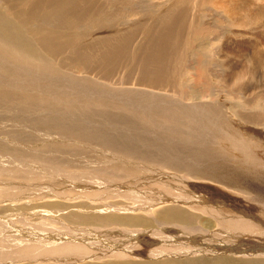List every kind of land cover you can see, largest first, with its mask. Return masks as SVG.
<instances>
[{
	"label": "bare ground",
	"instance_id": "obj_1",
	"mask_svg": "<svg viewBox=\"0 0 264 264\" xmlns=\"http://www.w3.org/2000/svg\"><path fill=\"white\" fill-rule=\"evenodd\" d=\"M210 2L238 24L240 15L244 25L264 15L253 0H0V168L8 172L0 175V206L30 205L35 202L29 195H38L33 186L15 185L10 173L58 180L64 179L61 171L77 170L91 180L72 187L89 184L93 190L72 197L96 202L100 214L125 208L105 201L107 193L139 200L136 184L153 183L146 187L158 196L153 206H165L161 215L167 208L166 214L177 215L156 229H142L136 221L125 227L129 222L105 215V225H98L100 217L76 212L64 218L73 227L52 229L24 224L25 218L9 212L0 223V264H110L103 263L110 258L130 263L132 257L162 255L173 260L167 264H234L236 258L264 255V148L247 140L264 122V92L256 88L264 83V72H258L264 61L255 56L249 70L224 73L207 66L212 58L205 52L190 55L204 32L212 34L205 21L216 12ZM244 74L257 80L255 91L243 82ZM222 81L236 86L231 93L240 98L237 114L244 126L231 118L227 99L208 98ZM78 201L87 202L71 204ZM143 208L130 205L129 211ZM188 212L218 220V230L184 220L179 229H167L165 224H182ZM85 223L97 225H78ZM139 243L152 248L138 250Z\"/></svg>",
	"mask_w": 264,
	"mask_h": 264
},
{
	"label": "rangeland",
	"instance_id": "obj_2",
	"mask_svg": "<svg viewBox=\"0 0 264 264\" xmlns=\"http://www.w3.org/2000/svg\"><path fill=\"white\" fill-rule=\"evenodd\" d=\"M216 1H219V0H216ZM220 1H224L225 2V1H228V0H220ZM234 1H236V3H238V1H240V0H234ZM263 2H264V0H262V2H261V0H258V1L257 0H253V3H254L253 6H254V8L257 9V10H262L263 9L262 6L264 7V5H263L264 3ZM210 4H212L213 10H216V12L214 14V18H211L209 20L207 17H205V21H208L210 23L209 24L210 25L209 28L212 31V34H209L208 31L204 32L203 35L201 36L202 38L201 37L198 38V40H196V44H195L196 47L199 46V47H201V49L198 47V49H196L197 51L196 50L193 51L190 55L192 57H195V56H197V54L200 55V54H203L202 52H205L202 56H207L208 55V57H206L207 59L212 58V59H209V61H207V63L209 62L207 64V66H210L211 68H213V71H215L216 68H218V67H222V68H224L223 69L224 70V73L229 72L231 70L229 68H235V69H238L239 71L244 70V69H245V71L249 70L254 65L253 62H255V60H254V57L255 56H257L258 58L261 57L262 58V61H264V15L261 16L262 19L260 21H258L256 24H254V25H251V24L244 25L245 15L243 14L244 12H241L243 15H240V17L238 19V22H240V23L238 24L232 18H229L230 16L227 15V12H225V9L223 7H221L219 5L218 6L216 5L217 6L216 7L215 4L213 5L212 2H210ZM219 7L221 8L220 10H219ZM204 9L207 10V8H205V7H204ZM215 15H216V17L217 16L218 17L215 18ZM140 16H141V13H138V14H136L134 16V18H136L137 21H138L139 18H140ZM212 16H213L212 12L208 13V17H212ZM219 16H220V19H218ZM225 23H226V25H225ZM258 26H259V28H258ZM92 31H95V30H92ZM214 31H215V33H214ZM235 31L238 34H233V33H235ZM215 36H217V37H215ZM204 49H206V51ZM200 50H203V51H200ZM74 53H76V52H74ZM214 55H216V57ZM223 60L225 61V63H223L224 62ZM218 61H220V62L218 63ZM221 61H222V63H221ZM212 64L214 65L215 68L213 67ZM225 64H226V66H225ZM260 65H262V64H260ZM78 68H79V66H77V65H74V64L71 65V69L72 70H75L76 71V69H77L76 72L79 71L80 68L79 69ZM119 70L120 69H117L116 71H119ZM258 72L260 74V73L264 72V69L261 68V69L258 70ZM114 74H116V72H114ZM225 75H227V74H225ZM218 77L221 78L222 75H220ZM225 79H228V78L225 76ZM243 79H244L243 82H245L247 84V86H249V88L251 89L250 92L251 91H255L254 88H252V87H254L257 84V80L255 78H251V76L249 74H244L243 75ZM263 80H264V78H263ZM190 81H191L190 82V85L193 86L192 87L193 90H191V91L196 90V89H194L195 88V84H194L195 82H194V79H192V77H191ZM222 83H223V85L220 86V87H217V91L216 92L210 93L209 96H208V98L211 99V100L214 98L213 101L214 100H218L219 101V100H221V98L227 99L226 100V104H227V107H229V109H230L229 110V113L231 115V118L233 119L234 122L239 123V124L241 123V125L244 126L245 125L244 121L241 122L238 119V117H240L241 119H243V116L241 117V115H238L237 114L238 108H237L236 105H238V100L240 98H238L236 95H233L231 93V91L233 90V88H235L236 86L233 87L232 84L229 85V84H227L226 82H223V81H222ZM251 83H253V84H251ZM260 84L256 88L258 90H261L262 89L261 90V93H263L264 92V87H263L264 86V83H260ZM226 86H228V87H226ZM243 88H245V87H243ZM247 93H249V92H247ZM200 95H202V92H201ZM228 98L229 99L231 98V99L229 100ZM234 108H235V110H234ZM20 118H22V117H20ZM236 118H237V120H236ZM14 121H16V120L14 119ZM245 122H247V121L245 120ZM251 125H254V124H251ZM256 125H257V128H258V133L256 131V135H255L256 137L251 138L252 136L249 135V137L247 138V140L252 141L251 143H256V144L258 143L259 146L262 143V148H264V138H263L264 137V134L262 132V131H264V122L262 123V121H261L260 124H256ZM27 126L28 127H32V125H27ZM242 128L243 127H241L240 129H242ZM259 129H261V131ZM261 132H262V134H261ZM253 146H254V144H253ZM75 171H76V174L74 173V171H61L60 176H62L64 179H58V176L59 175H57L56 173H53L52 174L53 176L56 175V176H54V178L56 177V179H58V180H54V179H49V178H46V177L44 178V177H41V176H37L33 172L31 174L28 173L29 174V178L22 177V176H20V174H17V177H16V173H14V174L13 173H10L8 175V177H11L13 179V181H15V185H19V184L21 185L22 184V185H24L26 187L33 186L32 191L38 193V195L35 194V193L34 194H30L29 195V198H27V199H30V198L33 199V201L35 202V203H32L33 205L32 204L28 205L27 203H23V204H20L21 205L20 206L19 203H17V202H15L14 204H11L10 205L9 203H12V202H5L2 206H0L1 207L0 208V213H1L0 214V217H1L0 218V223L2 222L1 219L4 217V215H7V213L12 212L11 215H16L17 218H19V217L25 218V219H21V220H24V222L21 221L24 224H29V223L30 224H34L35 223V224H38L37 225L38 227L39 226H48L49 228L52 227V229L55 228V227H53V225H54L58 229H60V228H63V226L66 227L68 225H69L68 227H73L75 224L72 223V221L66 220L64 218L67 217V216H68L67 218L72 217L73 213L78 212L80 215H84L85 217L87 216L88 218L95 219V217L96 218H99L100 217L101 218L100 219L101 221L100 220L97 221V224L98 225H105L104 224L105 222H103L104 215H105V216H108L109 218H113L114 217L113 218V222H117V223L129 222V225H126L125 227H130V225H131L130 222L136 221L137 222L136 225H138V227H141L142 229H150V228L156 229V228H158L160 226V222L164 221V223H166L170 218L173 219V217H176L177 216L176 214H173L174 216H171V215L166 214L169 211V209H171V208H167L165 214L162 213V215H161V212L164 209L163 207H165V206L164 205L160 206V204L158 206H153V204L156 201H158L157 200L158 199V196L154 192H153V194H151L150 190L148 191L147 188H146L147 185L148 186H151V185H153V183H149V184L138 183V184H136V186H135L136 189L135 188H133V189L137 193L140 191L138 193L139 200H138V197L136 199H134V201H133V199L132 200L131 199H127V198H123L121 196H118V197H114V196L108 197L109 195L107 193V195H106L107 198H104V200L107 199L110 203H113L114 202V203H116V205H118V206H120L122 208L125 207L126 209L123 208V210L124 211L127 210L128 213L127 212H124L123 210H116V209L110 208L109 210L103 209L102 210L103 212H101V214H100L99 211L102 208L99 211L98 210L95 211V209H94V208L98 207V205L96 204V202L91 201L90 199H87V198H84V197H79V198H73L72 197V196L76 197V193L79 194V193L84 192V191L93 190V188H91V185L89 186V184H88V188L90 190L88 188H78V189H76V188L72 187V186L78 185L79 180L80 181H83V179H85V178H88L89 181L91 180V178H89L90 176L88 174H85V175L82 174L81 175V174H78L77 173L79 171H77V170H75ZM83 171H86L85 168L83 169ZM7 173H8L7 170H3L2 168H0V175H6ZM32 176L35 179L32 178ZM70 178H75L77 180V182L73 184V182L71 181ZM38 183H40V184L38 185ZM8 185L11 186V184H8ZM56 187H58V188H56ZM72 188H73V190H72ZM143 188H146V189H143ZM14 189H17V188L15 187ZM103 189L104 188H100V189H97V190H103ZM104 190H106V189H104ZM122 190L124 192V189H122ZM54 191H56V192H54ZM64 191H65V193H64ZM73 191H76V192L74 193ZM72 192H73V194H72ZM144 192H146V193H144ZM142 194H144V195H142ZM59 197L61 199H59ZM64 197H66V198H69L70 197V199H66ZM47 198L49 199V201L47 200ZM71 199H74V200L81 199V200H85L87 202L78 201V202H75V204H74V202H72V204H73L72 205L71 204ZM122 199L125 200V202H127V203H125ZM40 200H41V202H39ZM43 200H45V201H43ZM107 200H105V201H107ZM129 200H131V202H135V204L134 203H131ZM61 201H63V203ZM115 201H117V202H115ZM118 201H119V204H117ZM58 202H60V203H58ZM88 202L89 203L92 202V205L89 206ZM120 203H121V205H120ZM128 203L130 205H136L137 204L139 206H143L144 208L143 209H130L131 211H129V206L130 205ZM139 203H141V204H139ZM179 203L180 204H178V205H181L182 204L181 202H179ZM40 204H42V205H46L47 204V205H46L45 208H43ZM48 204H50V205H48ZM54 204H55L56 207L54 206ZM25 205H27V206H25ZM37 205L38 206L40 205V206L38 207ZM58 205L62 207L63 211L57 212V209L56 208L58 207ZM35 206H37V207L36 208H33ZM22 208H23V210H22ZM149 208H151V209H149ZM2 209H4V211ZM35 209L39 210V213L41 214L40 216L37 215V217H36V215L33 214L35 212ZM49 209L51 211H49ZM115 210H116V212H115ZM132 210H134V211L132 212ZM52 211H53V213H52ZM97 211L99 212V214H97L98 213ZM119 211L121 212V214L119 213ZM175 211H179V210L177 208H175L174 212ZM24 212H25V214H23ZM110 212L112 214H110ZM197 212L199 213L200 211H197ZM115 213H117V214H115ZM148 213L151 216H149ZM198 213H196V212H192V213L188 212L187 216L185 218H182L180 220V222L182 224H180L178 222L179 220H175V222L177 221V223H179V224H176L175 226H173V225L168 226V224H165V226L167 227V229H171V228L179 229L178 226H182L184 224V221H186L185 222L186 225L192 223V225L194 227H198L197 225H199V226L202 225V226H204L207 229H211V230H214L215 231V229L217 228L216 230H218V228L220 226L218 220L212 219L210 216H206V215H199L198 216ZM28 214H30V215H28ZM49 214H51V215H49ZM69 214H71V215H69ZM89 214H91V215H89ZM113 214H115L116 217ZM118 214H119V216H117ZM136 214H139V215H136ZM93 215H96V216H93ZM101 215H103V216H101ZM153 215L158 216V217L161 215L160 216V219H159V223L155 221V216L153 217ZM45 216H47V217H45ZM51 217H53L54 219L51 218ZM123 217H125V218H123ZM212 217L214 218V216H212ZM61 218H62V221H61ZM43 220H45V221H43ZM43 222H45L46 225H44ZM65 222H66V224H65ZM39 224H41V225H39ZM97 224H94V223H91V224L90 223H85V224H78V225L86 226L84 228H86V229L88 228L89 229V227L90 228L91 227L96 228L94 226L97 225ZM0 232H1L0 233V236H1L2 231L0 230ZM152 238L158 240L155 237H152ZM14 244L17 245L16 242H14ZM20 244L21 243H19V245ZM139 244L141 245L142 243H139ZM145 247L146 246H143V245L139 246L138 245V250L143 251V250H149V249L152 248V247H150V248H147V247L145 248ZM180 254H184V252H180ZM148 257H145V258H143V257H138V258L137 257H132L133 260H131L130 263L129 262H126L125 259H123L125 261L124 262L122 259L120 260V259H117V258H110L108 261L107 260L103 261V263H108L109 262L110 264H167L168 262H172L173 261V260L170 259L171 257H169L168 255L165 256V257H163V255H162V256L159 257L160 259L152 258V257L151 258H148ZM249 258H251V259L256 258L258 260H263L262 263L260 262V264H264V255L263 256L262 255H260V256H253V254H252V256L249 257ZM249 258H246L245 260L236 258L237 260L234 261V264H258L256 262L246 261V260H251ZM156 259H157V261H155ZM141 260H142V262H141ZM100 262L101 261H99L98 259L95 260V263H97V264L100 263ZM119 262H121V263H119ZM188 263H191V262L188 261ZM16 264H19V263H16ZM21 264H23V263H21ZM28 264H30V263H28ZM172 264H178V262H173ZM196 264H198V263H196Z\"/></svg>",
	"mask_w": 264,
	"mask_h": 264
}]
</instances>
